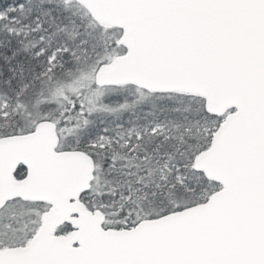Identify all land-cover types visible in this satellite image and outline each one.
I'll return each mask as SVG.
<instances>
[{
    "label": "snow or ice",
    "instance_id": "obj_1",
    "mask_svg": "<svg viewBox=\"0 0 264 264\" xmlns=\"http://www.w3.org/2000/svg\"><path fill=\"white\" fill-rule=\"evenodd\" d=\"M0 264H264V0H0Z\"/></svg>",
    "mask_w": 264,
    "mask_h": 264
},
{
    "label": "trees",
    "instance_id": "obj_2",
    "mask_svg": "<svg viewBox=\"0 0 264 264\" xmlns=\"http://www.w3.org/2000/svg\"><path fill=\"white\" fill-rule=\"evenodd\" d=\"M9 2H10V0H9Z\"/></svg>",
    "mask_w": 264,
    "mask_h": 264
}]
</instances>
